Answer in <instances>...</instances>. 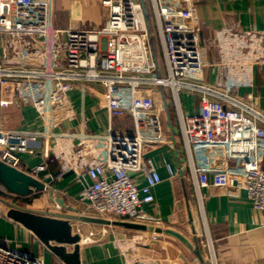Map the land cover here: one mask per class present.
<instances>
[{"label":"built area","instance_id":"obj_1","mask_svg":"<svg viewBox=\"0 0 264 264\" xmlns=\"http://www.w3.org/2000/svg\"><path fill=\"white\" fill-rule=\"evenodd\" d=\"M101 1L108 8L104 24L57 27L49 17L19 16L12 12L8 0H0V88L6 96L37 110L46 136L53 138L49 157L59 160L63 171L90 177L80 199L102 214L129 219L155 201L154 188L162 176L144 159L145 146L156 140L154 135L111 129L93 133L88 115L79 122L80 131L66 127L56 131L79 118L71 98L78 85L100 84L112 113L120 112L118 103L128 102L136 118L137 91L149 84L171 87L176 94L183 89L199 94L198 112L182 115L188 125V140L226 143L241 161L245 175L244 182L232 179L231 183L244 186L254 207L264 210V109L259 97L246 91L255 85V67L264 62V32L256 28L243 31L235 22L216 29L208 42L219 57L206 62L201 38L187 22L200 0H180L183 9L175 14L177 26L171 25L170 0H153L166 70L163 74L144 2ZM204 66L217 75L215 81L195 77ZM37 137L0 128V159L18 166L20 155L31 151ZM167 165L174 175L173 167ZM46 167L47 162L41 163L35 171ZM137 172H144L143 184L138 182ZM146 242L142 232L115 238L125 264H161L146 255ZM0 264H45V260L0 236Z\"/></svg>","mask_w":264,"mask_h":264},{"label":"crops","instance_id":"obj_2","mask_svg":"<svg viewBox=\"0 0 264 264\" xmlns=\"http://www.w3.org/2000/svg\"><path fill=\"white\" fill-rule=\"evenodd\" d=\"M8 1L12 12L36 20L49 17L55 23L57 11H62V18L69 26L96 27L104 24L108 16V8L101 0ZM142 1L155 34L158 55L163 59L153 0ZM169 3L173 12L171 25L177 26L179 19L175 14L183 9V4L180 0ZM187 22L191 30L207 41L216 29L234 22L243 31L256 28L264 32V0H200ZM163 25L167 30V23L163 21ZM218 57L217 49L209 45L206 62L216 61ZM216 76L209 66L195 75L203 82H213ZM254 76L255 85L246 91L258 96L264 109V62L255 67ZM104 92L100 84L78 85L71 92V98L79 118L64 127L80 131L79 122L88 115L93 133L111 129L130 135L137 132L145 137L154 135L156 140L145 146L144 159L153 163L162 176L154 188L155 201L146 204L133 219L94 210L80 199L90 177L63 171L61 162L53 155L49 157L48 147L53 138L46 136L37 110L31 104L6 96L0 88V128L33 133L39 139L31 143L32 152L20 155L18 166L47 184V189L29 199L9 194L0 185V236L10 238L22 250L43 256L45 264H65L32 230L8 217L6 200H11L29 208L78 215L72 224L81 234L82 264H125L115 238L137 232L147 238L146 255L161 264H264V210L254 207L244 186L231 183L232 179L245 181L241 161L223 141L188 140V125L182 115L198 112L199 94L189 89L176 94L171 87L144 85L137 91L135 118L128 102L118 103L120 112L112 113ZM45 162L46 169L35 171L37 165ZM167 164L173 167L174 175L170 174ZM135 175L140 184L145 182L144 172ZM49 189L53 190V198L49 196ZM57 196L77 210L63 206ZM84 216L110 222L80 218ZM210 243L214 253L209 250Z\"/></svg>","mask_w":264,"mask_h":264},{"label":"water","instance_id":"obj_3","mask_svg":"<svg viewBox=\"0 0 264 264\" xmlns=\"http://www.w3.org/2000/svg\"><path fill=\"white\" fill-rule=\"evenodd\" d=\"M0 185L4 187L7 193L17 197L30 196L47 189L46 182L36 175L1 159ZM49 196L54 197L52 189H49ZM57 200L63 206L77 210V208L65 204L62 197L57 196ZM6 202L9 205L8 217L32 230L65 264H82L80 255L81 234L74 230L72 224V219L79 218L78 215L29 208L11 200H6ZM80 218L110 222V220L101 218L85 216ZM127 224L139 228L143 227L134 223ZM69 246L73 247L72 250L68 248Z\"/></svg>","mask_w":264,"mask_h":264},{"label":"rangeland","instance_id":"obj_4","mask_svg":"<svg viewBox=\"0 0 264 264\" xmlns=\"http://www.w3.org/2000/svg\"><path fill=\"white\" fill-rule=\"evenodd\" d=\"M57 19H56V22H55V25L57 27H68L70 23H66L65 20L62 18V11H57ZM79 27V26H78ZM82 27V26H80ZM159 36V35H157ZM157 39V38H156ZM158 40V39H157ZM201 42H202V45H203V50H204V60H206V51L208 49V46L210 45L209 42L207 41V38H204V39H201ZM156 51V50H155ZM159 52H160V49H159ZM162 52V50H161ZM160 66L162 67V73L163 74H166V70H165V66H164V59H160ZM103 89L105 90V88L103 87ZM73 100V99H72ZM77 109V108H76ZM63 128H65L64 126H61V127H58L57 129L58 130H63ZM130 134V133H128ZM209 250H211V253L213 251L214 253V246L213 244L210 243V247H209ZM211 253H210V257H211Z\"/></svg>","mask_w":264,"mask_h":264},{"label":"trees","instance_id":"obj_5","mask_svg":"<svg viewBox=\"0 0 264 264\" xmlns=\"http://www.w3.org/2000/svg\"><path fill=\"white\" fill-rule=\"evenodd\" d=\"M148 19H149V17H148ZM149 22H150V20H149ZM153 44H154V48H155V50H156V54L158 55V51H157V48H156V42L153 41ZM39 193H41V192H37V193H35L34 195L37 196V195H39ZM32 195H33V194H32ZM29 197H31V195H30V196L23 197V199H29Z\"/></svg>","mask_w":264,"mask_h":264}]
</instances>
